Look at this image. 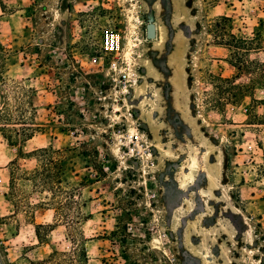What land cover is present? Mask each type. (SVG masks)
<instances>
[{
    "label": "rangeland",
    "instance_id": "374dc122",
    "mask_svg": "<svg viewBox=\"0 0 264 264\" xmlns=\"http://www.w3.org/2000/svg\"><path fill=\"white\" fill-rule=\"evenodd\" d=\"M0 6L2 119L44 131L17 146L0 132V264H264V90L226 105L218 77L237 70L217 46L255 39L264 64V0ZM49 145L72 159L66 188L84 184L52 231L54 212L29 206L49 194L18 181V208L5 196L9 163L36 165L19 148Z\"/></svg>",
    "mask_w": 264,
    "mask_h": 264
},
{
    "label": "trees",
    "instance_id": "16d2710c",
    "mask_svg": "<svg viewBox=\"0 0 264 264\" xmlns=\"http://www.w3.org/2000/svg\"><path fill=\"white\" fill-rule=\"evenodd\" d=\"M218 19L219 21L232 22L231 18L225 16H220ZM229 39V43L217 44L218 47L228 49L230 55L227 62L237 70V74L231 78L218 77L220 82L227 85L221 89L223 99L226 105L233 106L241 105L247 97H250L253 102H256L254 98L255 91L257 89L264 90V64L260 63V61H251L249 55L251 52L261 48L254 46L255 39H241L234 34L230 35ZM243 76H247L249 82L237 83ZM260 102L263 104L264 100ZM28 104L32 111H35L33 103L29 102ZM2 114L3 113L0 112V119L5 127L0 129V132H2L4 138L11 146H17L18 143L24 144L32 140L37 133H44L42 129L36 127V125L31 123L29 118L27 119L25 116L12 120L2 119ZM11 124L21 127L20 129L12 131L7 127ZM21 158L35 161V168L32 171H23L18 165V160L11 161L9 163L10 193L5 196L9 201H14V206L18 208L17 203H15V198L18 193L16 188L18 181H24L31 185L32 190L29 194H49L48 197L43 198L39 203H29V206L32 211L42 209L54 212V224L47 225L52 231L54 226L58 223V217L62 218V220H67L65 219L67 218L66 215L61 213V210L76 203L75 198L78 197V193L80 192L79 187H83L84 184L82 182L71 183L72 187L69 189L66 188V186L70 185L71 176H77L72 164V159L62 151L54 149L52 145L36 149L28 154L24 153L23 149L20 147L18 150V159ZM21 193L26 192L21 191ZM62 199L65 200V203ZM33 225L38 240L43 242L40 236V229L44 227V225H38L35 222ZM82 251L84 261L88 262L89 258L85 247L82 248ZM52 257L53 254L49 258Z\"/></svg>",
    "mask_w": 264,
    "mask_h": 264
},
{
    "label": "water",
    "instance_id": "95a60500",
    "mask_svg": "<svg viewBox=\"0 0 264 264\" xmlns=\"http://www.w3.org/2000/svg\"><path fill=\"white\" fill-rule=\"evenodd\" d=\"M147 36L149 39H154L156 38V26L154 23H150L147 26Z\"/></svg>",
    "mask_w": 264,
    "mask_h": 264
},
{
    "label": "built area",
    "instance_id": "2783aa9c",
    "mask_svg": "<svg viewBox=\"0 0 264 264\" xmlns=\"http://www.w3.org/2000/svg\"><path fill=\"white\" fill-rule=\"evenodd\" d=\"M110 69L112 70V72L114 74H116L118 72V70H119L118 66H117V63H112Z\"/></svg>",
    "mask_w": 264,
    "mask_h": 264
},
{
    "label": "bare ground",
    "instance_id": "6f19581e",
    "mask_svg": "<svg viewBox=\"0 0 264 264\" xmlns=\"http://www.w3.org/2000/svg\"><path fill=\"white\" fill-rule=\"evenodd\" d=\"M133 30V29H132ZM134 32V31H133ZM130 46H129V49H128V51L130 50V48H131V44H129ZM127 51V52H128ZM144 105V104H143ZM119 108V107H118ZM143 108H144V106H143ZM117 109V108H116ZM147 113V112H146ZM133 135H134V133H133ZM136 135V134H135ZM118 136V135H117ZM120 137V136H119ZM118 140V139H117ZM117 151V150H116ZM213 182V181H212Z\"/></svg>",
    "mask_w": 264,
    "mask_h": 264
},
{
    "label": "crops",
    "instance_id": "0c3cea01",
    "mask_svg": "<svg viewBox=\"0 0 264 264\" xmlns=\"http://www.w3.org/2000/svg\"><path fill=\"white\" fill-rule=\"evenodd\" d=\"M1 7V6H0ZM226 17V16H225ZM226 62H227V60H226ZM228 63V62H227ZM232 66V65H231ZM233 67V66H232Z\"/></svg>",
    "mask_w": 264,
    "mask_h": 264
}]
</instances>
